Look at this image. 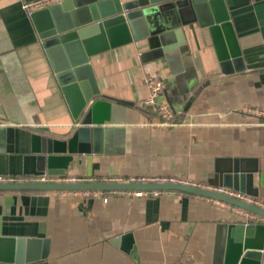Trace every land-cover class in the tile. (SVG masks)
<instances>
[{"label":"crops","instance_id":"0c3cea01","mask_svg":"<svg viewBox=\"0 0 264 264\" xmlns=\"http://www.w3.org/2000/svg\"><path fill=\"white\" fill-rule=\"evenodd\" d=\"M27 1L32 0H0L2 175L26 174L22 138L28 143L35 131L65 137L76 122L69 109L76 91L66 99L60 89L32 11L22 7ZM221 1L243 61L264 62V0ZM181 28L184 43L167 58L142 60L144 39L88 57L99 94L111 101V120L102 151L74 154L64 173L175 176L209 187L216 183V159L254 158V197L264 202V125L241 111L243 105L264 108V64L222 74L207 28L193 20ZM146 75L162 77L170 118L145 102ZM6 125L13 129L11 146ZM33 193L48 199L30 212L20 195ZM244 218L233 205L174 190L144 196L0 190V237L47 238L45 264H224L226 226ZM252 222L264 224V218Z\"/></svg>","mask_w":264,"mask_h":264},{"label":"water","instance_id":"95a60500","mask_svg":"<svg viewBox=\"0 0 264 264\" xmlns=\"http://www.w3.org/2000/svg\"><path fill=\"white\" fill-rule=\"evenodd\" d=\"M30 18L65 98L68 96L71 99L75 90L77 99L72 100V106L69 104L72 119L76 120L70 126L73 130L69 135L55 137L35 131L29 133L28 143L21 139L23 147L27 144V151L22 155L24 175L64 173L74 154L102 151L103 131L110 123L112 106L109 99L99 94L88 63V57L94 53L144 39L146 47L140 53L142 60L167 58L184 43L183 23L193 20L200 27L207 28L222 74L264 64L262 61H243L221 0H60L33 10ZM160 98L157 97L156 101ZM191 99L189 96L183 109L187 108ZM4 132L11 146L12 125H6ZM256 170L254 158L225 157L216 159V183L209 187L121 179L50 183L6 181L0 182V190H174L222 201L264 217L263 207L213 188L229 187L256 196L257 189L252 186ZM20 199L30 212H34V206L44 208L48 197L33 193L21 194ZM37 211L41 213L43 209ZM263 241L264 224L261 222L246 219L227 224L224 264H259ZM112 242L116 244L117 237ZM47 251V238L0 237V264H45Z\"/></svg>","mask_w":264,"mask_h":264},{"label":"built area","instance_id":"2783aa9c","mask_svg":"<svg viewBox=\"0 0 264 264\" xmlns=\"http://www.w3.org/2000/svg\"><path fill=\"white\" fill-rule=\"evenodd\" d=\"M60 0H32L22 3V7L29 12L44 7L53 2H59ZM145 86L148 89V95L145 102L149 103H156L157 104V111L158 113L165 119L170 118L172 112L168 108L167 104L163 100L164 96V88H163V79L160 75H146L143 79ZM161 97L160 100L157 102L156 98ZM241 111L244 113L252 114L259 117V121L257 124L264 125V108L257 107V106H250V105H243L241 107ZM135 180V181H166V182H181V183H188L184 179L175 176H141V177H129V178H119L113 176H104L101 178H97L94 176H77L73 174L67 173H58V174H50L46 172H42L40 174H29V175H2L0 174V182L6 181H30V182H41V183H50V182H77V181H115V180ZM217 191L225 193L227 195L233 196L237 199L253 203L257 206L264 208V202L260 201L254 196L246 194L244 192L234 190L229 187H222L217 186L213 187ZM55 193L65 194V193H81L85 194H92V195H99L104 192V190H96V189H84V190H52ZM163 190H109L107 192L126 195V196H144L149 193L158 194ZM215 200V199H214ZM218 201V200H215ZM236 207V206H235ZM240 214H242L245 218L244 220L254 221L260 218H264L258 214H254L248 212L242 208L237 207Z\"/></svg>","mask_w":264,"mask_h":264}]
</instances>
